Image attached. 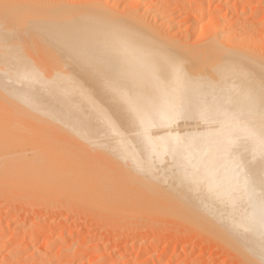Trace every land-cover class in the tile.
Listing matches in <instances>:
<instances>
[{
	"label": "bare ground",
	"instance_id": "bare-ground-1",
	"mask_svg": "<svg viewBox=\"0 0 264 264\" xmlns=\"http://www.w3.org/2000/svg\"><path fill=\"white\" fill-rule=\"evenodd\" d=\"M225 125V139L211 135ZM262 137L264 0H0V208H33L44 215L34 228L87 212L107 221L111 239L129 230L116 225L168 213L180 226L173 236L210 237L236 264H264ZM58 140L72 142L83 164L72 165L76 152L63 160ZM18 215L13 244L2 245L10 227L0 229V264H64L61 255L21 257L32 248L20 242L31 220ZM87 217L61 235L85 253L107 249V235L82 236ZM144 236L136 258L126 253L134 241L94 258L184 264L177 255L163 263L173 236L157 238L161 249Z\"/></svg>",
	"mask_w": 264,
	"mask_h": 264
},
{
	"label": "rangeland",
	"instance_id": "rangeland-1",
	"mask_svg": "<svg viewBox=\"0 0 264 264\" xmlns=\"http://www.w3.org/2000/svg\"><path fill=\"white\" fill-rule=\"evenodd\" d=\"M259 18V20H260V18L261 17H258ZM257 18V19H258ZM256 19V20H257ZM258 21V20H257ZM226 125L224 126V128H222V127H220V129L218 130V129H216L215 127H212L213 129H214V131L210 128L209 130H210V132L212 133L211 135L213 136V135H217V134H221L222 136H223V138L225 139V137L227 136V135H229L230 133H232L231 131H226L225 132V130H226ZM52 141H54V140H52ZM60 143H61V147L63 148V147H65L64 149H62L61 148V153H62V156H61V154H60V156H61V158L64 160V158L65 159H70V156H71V161H73L72 160V157H74L73 155H71V152H74V154H75V152H76V156H77V158H73L74 159V161L76 162V160H77V163H74V164H72V165H75V164H77V165H79V164H83V160L81 159V158H84V155L81 153V151H78L77 149L78 148H76L74 145H73V143L72 142H69V141H65V140H58ZM61 141H63L65 144H62L63 142H61ZM71 143L73 146H74V148H75V150L73 149V146L72 145H68L69 143ZM67 146H68V148H69V150H68V148H67ZM71 146V147H70ZM227 147V146H226ZM72 148V149H71ZM64 151H66L65 153L66 154H64L63 152ZM68 151L70 152V154L68 153ZM80 152V153H79ZM68 155H70L69 157H68ZM232 155H234V153H232ZM67 158H66V157ZM80 156V157H79ZM79 159L81 160L80 162H79ZM73 161V162H74ZM79 162V163H78ZM65 164H62L61 165V167H60V172H66V169L68 168L67 166H68V164H69V162H67V160H66V162H64ZM64 165L66 166V168H64ZM70 165H71V162H70ZM81 166V168L83 167V165H80ZM63 168V169H62ZM84 168V167H83ZM65 169V170H64ZM72 170H74V168H72ZM68 171V170H67ZM69 171H71V170H69ZM64 175V174H63ZM169 204H170V202H169ZM171 204H172V202H171ZM14 205V206H13ZM12 206H9V208H0V216L1 215H4V214H9V216L10 215H13V214H15V215H13V217H10V220H11V222H9L8 220H5L3 223H1V226H0V229H1V231H2V225L4 226V227H6V226H9L10 227V233H8L9 235L6 237V239H5V242L2 244V245H6L7 246V243H9L10 245L11 244H13L12 242L14 241V239H15V234L11 231V230H14L15 229V220H12L11 218H13V219H15V218H17L16 216L20 213V212H22V215H21V213L18 215V217L21 215V217L23 216V217H26V216H28V218H29V220H31V224H28V226H25V227H23L22 228V235L24 236L25 235V237L24 238H26V241H25V239H23L22 238V241H20L21 243H23V245H25V246H27V245H30L32 248H30V249H28V250H23L24 252H22V253H20V254H23L21 257H23L24 256V259H29L30 260V258L32 259L33 257V259H36V257H37V259H39L40 257H48L49 255V257H48V259H52V260H54V258H55V255L57 256L56 258L57 259H60L61 258V256H63V258H62V260H63V263L64 264H99V263H101L103 260H104V258H106L107 257V253H108V255H109V253H112L114 250H116V249H118V248H121L122 250H124L122 247V245L124 244H126V242L127 241H130V243H132V241H134L137 245H135V247H131V248H128V250L126 251V253H127V255H128V257H130V258H136V256L138 257L139 256V253L140 252H142V249L139 247V243H141V241L143 242V240L145 239H142V238H140V236L142 237V235L144 236V234H149V241H150V239H153V241H154V243L156 244V247L159 249L160 247H161V245L160 246H158L159 244H157V243H159V241H158V239H160L161 238V241L162 240H164V238H166L167 239V237H170L171 236V238L173 239V237H174V239H173V241H172V244L171 245H169V248H168V250H169V254L168 255H166V257H164V259H163V263L164 262H166L171 256L172 257H174V255H177V256H175L174 258L176 259V260H178V261H184V264H236L237 263V261L236 260H234L235 258H232V256L231 255H229V253H228V249H226V247H225V245H223V244H221V243H219V242H217V241H215L214 239H210V237H204V236H202V235H200V237H199V235L197 234V235H194L193 236V234H192V237H194V238H191V237H185V238H182V236H178V237H176L177 235L175 234L174 236H173V234H170L171 232H170V230L172 231L173 230V228L174 227H180V226H176V224H173V222L171 221V223L169 222V220H172L171 218H168L167 216H166V214L168 215V213H164L162 216H161V218L162 219H160V217H159V215H157V217H158V222L155 220V218L153 217V214L152 215H150V213H148V215H145V213L144 214H142V215H145V216H140L139 218H141L142 220H141V223L138 221L139 220V218H138V220L136 219V221H135V223H136V225L135 224H133L134 222L133 221H126L125 223L126 224H124V222L123 223H121V224H119V225H116V227L115 228H119V229H121L122 230V228H123V230H124V228L125 229H128V227H126V226H129V230H122L123 232H122V234H121V236H118V237H113V238H111L110 239V237L108 236V235H110L111 234V231H108L107 230V228H109L110 226L108 225V223H107V221H99L97 218H95L96 216H94V215H92L91 213H87V212H85V213H83V214H80L81 216H88L87 218L89 219H87V221H86V223L88 224V225H85L86 227L85 228H87V229H84L83 230V232H85V233H82V236L83 235H90L91 237L89 238V239H92V241H101V243H102V241H103V239L102 238H104V240H106L105 238H107V237H104V236H106L107 234V232L109 233L107 236H108V238L107 239H109V245H108V247H107V249H103V248H98V249H96V248H94V249H92L90 252H88V253H85L84 251H81V250H79L80 249V245L79 244H77V239H76V237L74 238V237H63L62 235H61V232L62 233H65L66 231H68L69 229L70 230H73V224L71 223V221L73 222V220H75L77 217H80V215L79 214H76L77 215V217L75 218V216L76 215H74V214H72V215H70V216H68L69 218H68V220H67V222H65V223H63V224H56V223H50V225H52V226H48V227H45V225H44V227H43V225L41 226V224L40 225H38L37 227H33V226H31L32 225V222H33V220L35 219V221L36 222H38V219L40 218H42L43 219V217H44V215L42 216L41 215V217H40V215L38 216V215H35V214H32V213H30V214H32V215H30L28 212H38V211H34L33 210V208H27L25 211H21V209H23L22 208V206L20 205V204H13ZM20 205V206H19ZM166 205H167V203H166ZM173 206V205H172ZM187 206H188V208H191V209H193V208H197L196 207V205L195 204H193V202L192 203H187ZM12 209H11V208ZM38 208H36V210H37ZM10 210H12V213H9L10 212ZM29 210V211H28ZM33 210V211H32ZM19 211V212H18ZM87 211V210H86ZM24 212V213H23ZM87 213V214H86ZM37 214V213H36ZM86 214V215H85ZM147 214V213H146ZM26 215V216H25ZM53 214H51V216H52ZM148 216H152L153 218L151 219V218H148ZM166 216V218H168V219H166V220H168L167 222L169 223H166L165 221V219H163L164 217ZM169 217H171L170 215H168ZM31 217V218H30ZM39 217V218H38ZM155 217H156V215H155ZM57 218V217H56ZM146 218H148V219H146ZM70 219V220H69ZM154 219V220H153ZM17 220V219H16ZM147 222H149V223H146V221ZM150 220V221H149ZM153 222H152V221ZM160 220H164V222H162V221H160ZM18 221V220H17ZM17 221H16V223H17ZM34 221V222H35ZM95 221V222H94ZM154 221H156L155 223H154ZM99 222V223H98ZM131 222V223H130ZM133 222V223H132ZM161 222H162V224H161ZM9 223V224H8ZM11 223V224H10ZM98 223V224H97ZM129 223L130 224H132V225H135V226H133V233L131 234V232H132V229H130V227L132 226H130L129 225ZM165 223V224H164ZM56 224V225H55ZM102 224V225H101ZM124 226H123V225ZM128 224V225H127ZM138 224V225H137ZM146 224H147V226H148V228H144V227H146ZM149 224V225H148ZM157 224H159L160 226H157ZM6 225V226H5ZM62 225V226H61ZM70 225V226H69ZM98 225V226H97ZM99 225H101V227L98 229V227H99ZM145 225V226H144ZM166 225V226H165ZM13 226H14V228H13ZM53 226H55V228L53 227ZM97 227V231L96 230H94V227ZM138 226V227H137ZM143 226V228H139V227H142ZM17 227V226H16ZM38 227H41L40 229H39V231L37 230V233H38V236L35 234H33L34 236V238H31V237H29L28 238V236H29V232L31 233L34 229L36 230V229H38ZM96 227H95V229H96ZM113 227V228H114ZM135 227H137V229H139L138 230V232L136 231V229H135ZM53 228V229H52ZM59 228V229H58ZM90 228V229H89ZM111 229H112V227H110ZM163 228V229H162ZM167 228V229H166ZM4 229V228H3ZM33 229V230H32ZM44 229V230H43ZM89 229V230H88ZM145 229V230H144ZM147 229V230H146ZM155 229H157V230H155ZM184 229H186V228H182V233H183V231H184ZM32 230V231H31ZM43 230V231H42ZM69 230V231H70ZM88 230V231H87ZM92 230H94V231H92ZM104 230V231H103ZM110 230V229H109ZM131 230V231H130ZM149 230V233L147 232ZM153 230H155L154 232H153ZM187 230V229H186ZM27 231V232H26ZM54 231V232H53ZM113 231V230H112ZM127 231V232H126ZM134 231H136V232H134ZM159 231V232H158ZM169 231V232H168ZM174 231V230H173ZM26 232V233H25ZM42 233V234H39V233ZM94 232V233H93ZM129 232V233H128ZM150 232H152L153 234H151L150 235ZM157 232V233H156ZM161 232H162V234H161ZM25 233V234H24ZM50 233V234H49ZM93 233V234H92ZM113 233V232H112ZM136 233H137V235H136ZM184 233H186L185 231H184ZM12 234V235H11ZM180 234V233H179ZM178 234V235H179ZM26 235H27V237H26ZM129 235V236H128ZM130 235H131V237H130ZM169 235V236H168ZM181 235V234H180ZM62 236V237H61ZM96 236V237H95ZM112 236V235H111ZM133 236V237H132ZM153 236V237H152ZM158 236V237H157ZM167 236V237H166ZM173 236V237H172ZM195 236H196V238H195ZM14 237V239L13 240H11L12 238ZM48 237H52L51 238V241H50V246H48V249H45V251L44 252H41V253H38V254H32V253H34V251H35V249H36V247H38V246H40L46 239H48ZM145 237V236H144ZM148 237V236H147ZM146 237V238H147ZM156 237V238H155ZM164 237V238H163ZM179 237H181L182 238V240H180L181 238H179ZM184 237V236H183ZM203 237V238H202ZM31 238V239H30ZM97 238V239H96ZM158 238V239H157ZM30 241H29V240ZM64 239V240H63ZM127 239H130V240H127ZM140 239H141V241H140ZM184 239V240H183ZM191 239H192V243H193V245L191 244ZM204 239H207L206 241L204 240ZM210 239V240H209ZM11 240V241H10ZM24 240V241H23ZM33 240V241H32ZM35 240V241H34ZM43 240V241H42ZM72 240V241H71ZM74 240V241H73ZM185 240H186V243H185ZM195 240L198 242V243H194L195 242ZM200 240V241H199ZM201 240H204V241H202L203 242V244L201 243ZM7 241V242H6ZM89 241V240H88ZM118 241V242H117ZM139 241V242H138ZM194 241V242H193ZM53 242V243H52ZM215 242V243H214ZM15 243V242H14ZM30 243V244H29ZM41 243V244H40ZM64 243V244H63ZM79 243V242H78ZM177 243V244H176ZM190 243V244H189ZM213 243V244H212ZM8 244V245H9ZM61 244H63V245H61ZM77 244V245H76ZM161 244V243H160ZM175 244V245H174ZM188 244L190 245V246H188ZM214 244H215V246H214ZM217 244V245H216ZM4 245V246H5ZM53 247H52V246ZM4 246H1L0 245V247H2V249H3V247ZM171 246V247H170ZM184 246V247H183ZM188 248H187V247ZM218 246V248H216ZM224 246V247H223ZM50 247V248H49ZM79 247V249H77ZM181 247H183V250L181 249ZM187 249H186V248ZM215 247V248H214ZM5 248V247H4ZM9 248H10V246H9ZM185 248V249H184ZM1 249V248H0ZM2 249L0 250V259L3 261V259L5 260V257H6V252H7V250H8V248L6 247L4 250H3V252H2ZM71 249V250H70ZM161 249V248H160ZM221 249V250H220ZM6 250V251H5ZM76 250H77V252H76ZM79 250V251H78ZM98 250V251H97ZM122 250H120V252H122V253H120V252H118V253H116V257H118L120 254H123L124 253V251H122ZM141 250V251H140ZM67 251V252H66ZM101 251H102V253H101ZM158 251V250H157ZM157 251L155 250V248H152V249H148V257H149V255L151 254V256L153 255V252H154V254L155 253H157ZM181 251V252H180ZM189 251H190V254H189ZM223 251L225 252V254L223 253ZM5 252V253H4ZM79 252H82L81 254H79ZM84 252V253H83ZM173 254H172V253ZM175 252H177V253H175ZM179 252V253H178ZM186 252V253H185ZM228 253V256L226 255L227 253ZM94 253V254H93ZM99 253V254H98ZM120 253V254H119ZM48 254V255H47ZM53 254V255H52ZM64 254V255H63ZM92 255V256H90V255ZM125 254V253H124ZM138 254V255H137ZM141 254V253H140ZM189 254V255H188ZM28 255V256H27ZM61 255V256H60ZM66 255V256H65ZM81 255V256H80ZM100 255V256H99ZM32 256V257H31ZM36 256V257H35ZM60 258H59V257ZM82 256H83V258H82ZM95 256H98L100 259H96L97 261H100L99 263L95 260V258H98V257H95ZM188 256V257H187ZM4 257V258H3ZM51 257V258H50ZM85 257V258H84ZM88 257V258H87ZM95 257V258H94ZM116 257H115V259H116ZM231 257V258H230ZM55 258V260H54V262H57V259ZM78 260V261H77ZM95 260V262L93 263V261ZM83 261V262H82ZM114 260L111 262V263H108V264H114ZM2 264V263H1ZM30 264V263H29Z\"/></svg>",
	"mask_w": 264,
	"mask_h": 264
},
{
	"label": "snow or ice",
	"instance_id": "snow-or-ice-1",
	"mask_svg": "<svg viewBox=\"0 0 264 264\" xmlns=\"http://www.w3.org/2000/svg\"><path fill=\"white\" fill-rule=\"evenodd\" d=\"M262 142H264V137H262Z\"/></svg>",
	"mask_w": 264,
	"mask_h": 264
}]
</instances>
